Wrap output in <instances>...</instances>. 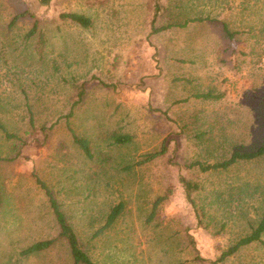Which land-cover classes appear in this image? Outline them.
Wrapping results in <instances>:
<instances>
[{"label":"rangeland","instance_id":"374dc122","mask_svg":"<svg viewBox=\"0 0 264 264\" xmlns=\"http://www.w3.org/2000/svg\"><path fill=\"white\" fill-rule=\"evenodd\" d=\"M154 13V26L172 27L152 33ZM196 17L213 20L180 26ZM76 83L85 93L68 123L89 140L92 158L64 118ZM263 97L264 0H0V123L29 138L16 153L0 131V264H71L59 241L23 253L58 231L32 170L97 264H212L262 217L264 156L226 170L192 164L263 144ZM52 123L42 142L36 128ZM116 135L132 138L117 143ZM180 176L199 184L195 208ZM118 203L123 211L99 232ZM216 264H264V244Z\"/></svg>","mask_w":264,"mask_h":264},{"label":"trees","instance_id":"16d2710c","mask_svg":"<svg viewBox=\"0 0 264 264\" xmlns=\"http://www.w3.org/2000/svg\"><path fill=\"white\" fill-rule=\"evenodd\" d=\"M155 5H156V2H155ZM157 8H158V5H156V9ZM24 14H26V12H21L17 14L14 17V20L18 16H22ZM59 16L62 18L69 19L70 21L84 28L89 27L91 25L90 17L86 16L85 14L78 13V12H62L59 14ZM205 20L209 21L213 19L209 17L190 18L184 21L182 24H180V26H184L188 22H202ZM154 22H155V13L152 19V27H151L152 33L160 32V31H163V30H166L172 27V25L170 24L154 26ZM222 26H223L222 29L224 33L226 34V36L232 39L234 33L229 30V27L225 21H223ZM35 30H36V21H34V23L32 24V27L30 31L28 32V34L29 35L34 34ZM74 85L76 89L75 99L72 103L70 111L66 115H64V118L66 120V125L68 128V131L71 134L73 143L76 144L80 148L82 153L87 158H92V151H91V147L89 144V140L77 135L75 131L69 126V123H68L69 117L73 114L72 108L76 104L83 101V96L85 93L84 83H80V84L76 83ZM199 96L202 98H208L212 95H210V93H206V94H202ZM262 106L264 109V97L262 100ZM29 122H30L31 128L35 129L34 119L32 118V116H30ZM55 124L56 123H52L48 127L41 125L38 128H36L37 131L41 134V136H43L42 142L43 141L45 142L46 140L45 138L48 136V132L54 127ZM0 131L3 133L6 139H14L16 141L15 147L18 149L16 153L17 152L19 153V147H21L24 144L29 143L28 142L29 138L21 137L14 133L9 132L2 123H0ZM131 138L132 137L130 135H116L115 142L125 143V142H129ZM163 152L164 150L161 149V150H158L152 153H146L142 155V159L138 161V163L151 161ZM263 156H264V143L259 145L257 148L253 150H247V151L236 150L232 152V154L228 158L223 159L221 161H216L213 163L196 161L192 165L198 166L201 172L215 171L219 169L226 170L231 165H234L238 162L251 161V160L261 158ZM31 176L34 178L36 185L43 191V193L45 194L47 198L48 205L54 217L58 231H57L56 236L52 238L38 240L32 243L31 245H29L27 248L24 249L23 253L30 254V253H37L40 251H44V250L49 249L51 246H53L55 243L59 241V242L64 243V245H66L69 251L70 257H71V264H97L91 259V257L85 250L83 242L80 240L73 226L68 221L66 214L61 208V204L58 202V200L56 199V197L50 190L49 186L45 183L44 180L41 179V177L34 170H32ZM179 181L183 188V192H184L186 200L195 208L196 203H195L194 198L192 197V193L199 188V184L183 176L179 177ZM166 198H167L166 195L158 196L153 203V210H156L159 204L165 201ZM122 211H123L122 203H118L117 205L112 207L108 215L106 216L104 225L100 228L99 232L110 227L116 221V219L119 217ZM263 234H264V205H263L262 217L259 220V222L251 229V231L247 235L240 237L236 242H234L233 244L228 246L227 249L222 251L219 257L212 264L214 263L216 264V262L224 261L226 257L237 252L242 246L248 245L253 242H260L264 244V240L262 239ZM197 258L200 261L204 262L203 258L199 256Z\"/></svg>","mask_w":264,"mask_h":264}]
</instances>
